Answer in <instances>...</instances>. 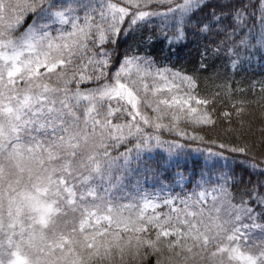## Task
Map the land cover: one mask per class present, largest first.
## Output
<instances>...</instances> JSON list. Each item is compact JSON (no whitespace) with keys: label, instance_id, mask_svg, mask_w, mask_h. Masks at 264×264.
<instances>
[{"label":"snow or ice","instance_id":"snow-or-ice-1","mask_svg":"<svg viewBox=\"0 0 264 264\" xmlns=\"http://www.w3.org/2000/svg\"><path fill=\"white\" fill-rule=\"evenodd\" d=\"M149 30L141 43L191 35L233 67L264 60V0H0V264H126L159 255L162 238L170 264H264V179L245 183L224 144L200 161L161 138L185 114L215 124L219 93L199 97L195 74L154 68L128 43Z\"/></svg>","mask_w":264,"mask_h":264},{"label":"trees","instance_id":"trees-1","mask_svg":"<svg viewBox=\"0 0 264 264\" xmlns=\"http://www.w3.org/2000/svg\"><path fill=\"white\" fill-rule=\"evenodd\" d=\"M252 3L258 4L259 0H252ZM149 34L150 30L138 35L135 42L128 43L138 44L140 55H150L158 65H169L187 75L195 74L198 85L196 93L199 97H210L219 93L212 112L215 124L195 125L190 122L182 124L181 131L187 133L189 137L195 135L203 138L193 141L182 137L184 143L188 142L187 150L190 151L191 146H203L221 151L218 145L224 144V153L230 158L237 173L244 177L245 183L251 180L255 184L258 180L264 179L255 174L256 170L244 166L245 160H253L264 168V91L261 90L264 88V60L260 59L259 54L252 60L241 56L240 63L233 67L225 52L212 54L210 49L215 45H210L207 41L188 35L186 40L169 46L164 39L153 36L151 41L141 43V40H147ZM169 35L172 33L169 32ZM127 46L128 44H125L123 47ZM206 47L209 51L203 61L208 66L205 71L200 70V64ZM121 50L123 51V48ZM240 101L244 102V111L237 115L231 105L235 103L239 106ZM225 112L231 113V116L226 118ZM172 135L177 137L175 134ZM230 147H244L247 155L231 153L227 151ZM192 156L196 158L194 154ZM151 238H155L154 234ZM160 247L162 251L159 255L154 254L151 249H142V255L139 257L126 256V264H156L157 259L161 264H168L167 258L170 254L164 247L163 238ZM115 264H120L118 259Z\"/></svg>","mask_w":264,"mask_h":264},{"label":"rangeland","instance_id":"rangeland-1","mask_svg":"<svg viewBox=\"0 0 264 264\" xmlns=\"http://www.w3.org/2000/svg\"><path fill=\"white\" fill-rule=\"evenodd\" d=\"M154 68H159V69H169V70H172V71H178L177 69H175V68H172V67H170L169 65H165V66H161V65H158V64H154ZM180 72V71H179ZM184 74V73H183ZM185 75H187V74H185ZM133 78H135V77H133ZM147 83H149V85H150V87H151V85H152V80H151V78H149L147 81H146ZM177 83V85L179 86V93L180 94H182L184 91H185V86L183 85V84H181L179 81H177L176 82ZM173 94H176V90L174 89L173 90V93H167V92H162V93H159V94H157L155 97L152 95V93H151V91L147 94V100H148V102H152V101H154V100H156V99H163V98H170L171 97V95H173ZM195 94L197 95V93H196V91H195ZM141 95L143 96L144 94L143 93H141ZM198 96V95H197ZM195 106V105H194ZM142 111H144L147 115H149L150 117H155V113L152 111V109L151 108H148V107H146V106H144L143 104H142ZM161 110H162V112H168V115H166L165 117H164V119H163V123H165V124H172V123H175L174 121H172L171 120V112L172 111H174V109H165V107L163 106V105H161ZM201 111H203V109H201ZM184 122H188V117H187V115L185 114V115H182L181 116V120L179 121V123L177 124V126H176V128H174L172 131H168V130H161V133H160V135H161V138L163 139V140H166V141H173V140H175V141H177V142H179V143H181V144H184V145H186V148H189V145H187L186 143H188V142H186V143H184L183 142V139H182V137L181 136H179V135H177V130H179V131H181V127H182V124L184 123ZM146 131L147 132H152L153 131V129H151V128H146ZM172 134H175V135H177V137H175L174 135H172ZM197 150H199V151H197ZM209 151H213V152H215V150H211V149H208V148H206V147H203V146H196V147H190V152H192V154H194L195 156H196V158L198 159V160H200V161H202L205 157H207L208 155H209ZM224 155L226 156V157H228V155H226L225 153H224ZM228 160H229V163H231V160H230V158L228 157ZM209 163H211V161H209ZM232 164V163H231ZM151 184H152V182L150 181L149 182V185L147 186V190L149 191V192H151L153 189H152V187H151ZM176 191H180V189L179 188H177L176 189ZM161 195H163V194H161ZM209 203H210V198H209ZM160 211H163V212H168L169 210H168V208H163V209H160ZM149 214H151V210H149ZM152 229H150L149 231H151ZM153 231V230H152ZM256 235H259V233H257ZM169 261V260H168ZM168 264H170V262H168Z\"/></svg>","mask_w":264,"mask_h":264}]
</instances>
